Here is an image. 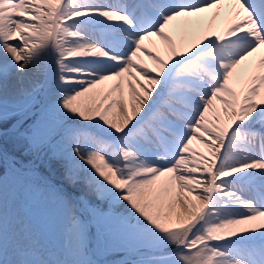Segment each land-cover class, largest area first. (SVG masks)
<instances>
[{
	"label": "snow or ice",
	"instance_id": "snow-or-ice-1",
	"mask_svg": "<svg viewBox=\"0 0 264 264\" xmlns=\"http://www.w3.org/2000/svg\"><path fill=\"white\" fill-rule=\"evenodd\" d=\"M225 4L222 30L184 43ZM262 89L264 0H0V261L264 264ZM10 175L69 209L58 250Z\"/></svg>",
	"mask_w": 264,
	"mask_h": 264
},
{
	"label": "rangeland",
	"instance_id": "rangeland-1",
	"mask_svg": "<svg viewBox=\"0 0 264 264\" xmlns=\"http://www.w3.org/2000/svg\"><path fill=\"white\" fill-rule=\"evenodd\" d=\"M192 147L199 151L204 149V145L198 140H193ZM56 175H60V170H56ZM10 179L29 192L31 209L28 210L27 216L33 226L35 238L46 248L58 250L63 244L62 238L66 233L69 209L58 201L55 193L45 191L42 188L31 187L23 178H12L10 175ZM15 194L16 188L14 185L5 186L2 197L4 206L9 211L12 209ZM12 231L10 223L8 228L9 236H11ZM0 264H2V261H0Z\"/></svg>",
	"mask_w": 264,
	"mask_h": 264
},
{
	"label": "bare ground",
	"instance_id": "bare-ground-1",
	"mask_svg": "<svg viewBox=\"0 0 264 264\" xmlns=\"http://www.w3.org/2000/svg\"><path fill=\"white\" fill-rule=\"evenodd\" d=\"M216 11H217L216 9H211L207 13L202 14L204 17L207 18L206 22L203 25L197 28L189 27V30L183 36V41L185 44L191 43L201 38L203 35L207 34L210 29L216 28L215 30L219 31V29L222 30L224 28L223 23L225 21H229L231 18L230 17L227 19L226 17H224L229 12L228 6L225 4L224 7L219 9L220 15L216 17L215 19H213V13ZM183 23H184V20L181 19L180 21L173 22V25H178V24L182 25ZM169 31H170V34L173 36L174 40L176 41V43L179 45L181 42V35L176 31L175 27L169 29ZM144 44L146 47L151 48L153 52H158L160 55L167 57V51H166L165 45L158 37H152L150 40H145ZM259 55H260L259 52L254 53L253 56L249 58V61L242 62V65L238 66L236 71L239 73L245 63H248L250 61H255L256 59H258ZM138 59L141 60L143 63H146L149 67L154 66L153 61L150 59L148 54L144 51H141L138 54ZM111 83L112 82H107L105 85H102L100 87L107 88ZM237 84L239 85L242 83H237ZM261 95L264 96V89H262ZM218 103L219 102L217 101V104ZM210 115H211V112H210ZM202 151H206V149L204 148Z\"/></svg>",
	"mask_w": 264,
	"mask_h": 264
}]
</instances>
